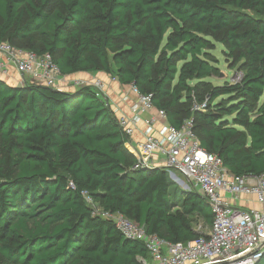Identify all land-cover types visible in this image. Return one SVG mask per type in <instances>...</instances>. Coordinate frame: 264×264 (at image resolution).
Wrapping results in <instances>:
<instances>
[{
    "label": "trees",
    "instance_id": "16d2710c",
    "mask_svg": "<svg viewBox=\"0 0 264 264\" xmlns=\"http://www.w3.org/2000/svg\"><path fill=\"white\" fill-rule=\"evenodd\" d=\"M55 1L0 0V41L50 53L64 75L101 71L133 84L172 125L192 118L231 173H264V0ZM214 40L238 79L207 80L220 75ZM195 100L206 108L193 110ZM126 139L91 86L0 78V264H145L146 245L96 214L84 192L166 241L207 235L208 200L166 169H133Z\"/></svg>",
    "mask_w": 264,
    "mask_h": 264
},
{
    "label": "built area",
    "instance_id": "2783aa9c",
    "mask_svg": "<svg viewBox=\"0 0 264 264\" xmlns=\"http://www.w3.org/2000/svg\"><path fill=\"white\" fill-rule=\"evenodd\" d=\"M12 67L21 75L22 85L37 83L63 90L65 75L50 53L39 54L0 41V73L8 74ZM82 85L91 86L99 98H106V84L102 79L75 82V86ZM122 100L131 102V115H123L117 106L111 108L127 136L125 146L135 157L133 169H166L173 182L194 187L208 200L214 218L207 235L186 243H172L148 233L123 213L102 210L84 192L95 213L113 220L127 238L146 245L149 258L143 259L145 264H255L261 259L264 255V173H231L218 155L202 146L192 118L185 120L181 127L172 125L167 113L156 108L152 96L142 93L135 85H130ZM155 108L157 116L147 115ZM205 108L206 103L194 101L193 110ZM157 119L163 121L159 126H156ZM137 133H141L140 139L136 138ZM246 196H254L260 206H238ZM202 228L198 226L199 230Z\"/></svg>",
    "mask_w": 264,
    "mask_h": 264
},
{
    "label": "crops",
    "instance_id": "0c3cea01",
    "mask_svg": "<svg viewBox=\"0 0 264 264\" xmlns=\"http://www.w3.org/2000/svg\"><path fill=\"white\" fill-rule=\"evenodd\" d=\"M0 78L7 81L9 84L18 85L21 83V75L16 72V70L12 67L8 74L0 73ZM95 78L102 79L106 84L105 89V99L109 103L111 107H119L120 112L123 115H131L130 105L131 102L123 101L122 95L126 94L130 91V85L121 84L115 77L106 74L105 72H78L70 75H65L64 80L62 81L63 90H67L68 88H72L75 86V82L77 80L82 81H92ZM68 89V90H69ZM134 97V95H131ZM157 108V107H156ZM152 109L147 115L149 116H157V111ZM163 121L157 119L156 126H159ZM142 126L140 125V130ZM136 138H141V133L136 134ZM249 201V203H246ZM238 206H253L259 207V203L257 202L254 196H246L242 201L237 203Z\"/></svg>",
    "mask_w": 264,
    "mask_h": 264
},
{
    "label": "rangeland",
    "instance_id": "374dc122",
    "mask_svg": "<svg viewBox=\"0 0 264 264\" xmlns=\"http://www.w3.org/2000/svg\"><path fill=\"white\" fill-rule=\"evenodd\" d=\"M54 7H62L60 0L55 1L52 8H54ZM18 46L20 48L26 49V46H23L21 43ZM210 51H211L213 57L218 60L217 66L219 67L220 75L209 77V78H207V80L212 81L214 84H222L224 82V80L233 81L234 79L239 78L241 71H239L238 65L234 66V61L229 56L228 49L226 48V46L224 44L218 42L217 40H214L213 46L210 49ZM192 84H194V82H192ZM18 85H22V84L19 83ZM218 100H220V98L217 99V101ZM192 107H193V105H192ZM168 174H169L170 179L172 180L169 172H168ZM175 184L177 185V187H179L180 190L181 189L185 190V191L190 190V189L196 190L194 187H187L184 185H180L178 183H175ZM200 225H202V224H199L198 226H200ZM205 230L207 231V230H209V228L203 227L202 231H205ZM0 263H1V261H0Z\"/></svg>",
    "mask_w": 264,
    "mask_h": 264
},
{
    "label": "water",
    "instance_id": "95a60500",
    "mask_svg": "<svg viewBox=\"0 0 264 264\" xmlns=\"http://www.w3.org/2000/svg\"><path fill=\"white\" fill-rule=\"evenodd\" d=\"M76 87H78V86H74V87H72V88H70V89L68 88V89H69V90H73V89H76ZM68 89H67V90H68ZM144 169H147V168H144Z\"/></svg>",
    "mask_w": 264,
    "mask_h": 264
}]
</instances>
